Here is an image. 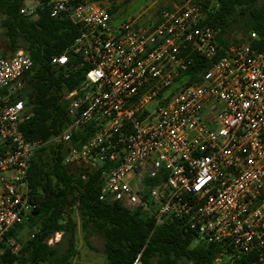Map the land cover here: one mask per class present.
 Instances as JSON below:
<instances>
[{"label": "built area", "instance_id": "obj_1", "mask_svg": "<svg viewBox=\"0 0 264 264\" xmlns=\"http://www.w3.org/2000/svg\"><path fill=\"white\" fill-rule=\"evenodd\" d=\"M219 3L181 0L139 23L116 21L99 0H20L24 18L47 13L78 25L66 50L78 52L87 70L64 96L65 127L45 142L30 141L19 129L27 114L18 95L31 60L23 49L8 57L0 49V247L15 254V239L6 234L29 223L27 171L36 152L95 124L62 162L100 169L98 201H120L155 226L183 221L195 243L217 248L213 264H264V48L253 46L258 37L249 32L222 49L218 29L207 23ZM196 56L207 68L178 85ZM50 64L73 67L64 53ZM130 264H140L139 255Z\"/></svg>", "mask_w": 264, "mask_h": 264}, {"label": "trees", "instance_id": "obj_2", "mask_svg": "<svg viewBox=\"0 0 264 264\" xmlns=\"http://www.w3.org/2000/svg\"><path fill=\"white\" fill-rule=\"evenodd\" d=\"M107 1L113 4L116 0ZM19 8L20 0H0V49L4 56L18 49L29 55L31 67L24 73V88L18 95L27 118L19 129L26 140L45 142L68 123L64 96L82 83L87 68L78 52L66 50L79 33L78 25L67 19L50 18L47 13L35 20L27 19L19 14ZM115 11V6L107 10L110 15ZM207 23L218 29L216 40L222 49L237 42V34L242 39L249 32L258 37L253 46L264 48V0H220L218 11L208 16ZM63 53L72 68L50 64L52 56ZM221 54L220 50L218 55ZM207 65L196 56L176 83L196 81ZM96 127L88 124L73 131L65 144L44 146L30 160L27 183L34 208L26 225L32 236L17 238L14 233L21 226L11 228L6 238L13 237L20 246L12 254L9 245L3 244L0 264H70L76 253L77 228L88 247L89 237L102 240L106 264H130L137 255L140 264H213L217 248L195 243L194 233L183 221L165 218L155 226L151 217L120 201H98L100 169L79 170L63 164L68 147L83 145ZM145 184L155 186L152 180ZM73 208L77 220L72 215ZM54 233L60 234L59 241L48 245L46 240ZM231 264L247 262L240 259Z\"/></svg>", "mask_w": 264, "mask_h": 264}, {"label": "rangeland", "instance_id": "obj_3", "mask_svg": "<svg viewBox=\"0 0 264 264\" xmlns=\"http://www.w3.org/2000/svg\"><path fill=\"white\" fill-rule=\"evenodd\" d=\"M100 5L106 8L108 11L112 6L116 7V11L112 14V17L116 21H124L126 19L137 18L139 23H142L146 18L154 16L159 10L163 8H173L181 2V0H116L113 4L107 0H99ZM1 20V17H0ZM1 35V29H0ZM241 35L235 36L236 40ZM231 42V41H230ZM0 46L3 47V41L0 36ZM175 89L174 86H170L164 93V96L169 95ZM155 102H151L148 108L154 106ZM73 217L77 220L75 209L73 208ZM32 233L31 229H28L27 225H22L15 230L16 237L26 238ZM59 241V238L52 236L51 244ZM16 243V242H15ZM88 243L90 247L86 245L78 228L75 234V256L71 259L70 264H106L104 255L102 253V240L96 236L89 237ZM17 244V243H16ZM64 243L61 245L63 247ZM20 244H17L16 250L19 249Z\"/></svg>", "mask_w": 264, "mask_h": 264}, {"label": "water", "instance_id": "obj_4", "mask_svg": "<svg viewBox=\"0 0 264 264\" xmlns=\"http://www.w3.org/2000/svg\"><path fill=\"white\" fill-rule=\"evenodd\" d=\"M8 56H9V54H6V55H5V57H8Z\"/></svg>", "mask_w": 264, "mask_h": 264}]
</instances>
